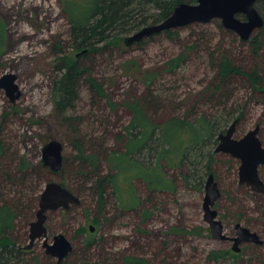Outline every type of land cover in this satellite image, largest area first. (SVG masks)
Returning <instances> with one entry per match:
<instances>
[{
  "label": "rangeland",
  "instance_id": "rangeland-1",
  "mask_svg": "<svg viewBox=\"0 0 264 264\" xmlns=\"http://www.w3.org/2000/svg\"><path fill=\"white\" fill-rule=\"evenodd\" d=\"M238 17L243 18L242 15ZM0 23L5 25L7 33L5 52L0 55V78L14 74L21 91V96L12 102L6 89L0 88V129L15 152L13 163L21 162V158L28 163L30 183L25 203L34 207L33 215L27 214L25 219L16 222L11 238L17 239L18 246L29 245L31 223L36 219L40 194L48 182L65 179L71 189L77 187L69 169V163H73L77 155L76 140L88 141V147L93 142L99 143L106 153L98 161L100 172L117 175V194H113L112 186L108 188L107 205L103 209L86 192L80 195L81 202L71 206L70 210L48 211L47 235L38 239L32 248H24L27 257H37L40 264H56L57 258L48 260L51 255L45 240L51 243L56 235L64 234L74 249L87 248L84 253L91 259L89 264H124L126 257L142 260L135 264H253L254 253L258 254L260 264H264V189L261 191L240 183L239 159L229 153L214 151L211 165L222 193L215 209L223 221L225 234L235 236L236 225L241 223L257 232L262 241L260 244L242 243L241 252H235L234 243L212 236L205 218L208 176L204 182L187 184L182 177L185 166L173 164V159L167 158L156 169L143 168L141 175L132 181L139 167L126 161L125 157L118 165L107 156L126 151L124 127L132 119L128 103L141 100L147 94L146 77L151 73L156 76L150 88L160 97L157 108L150 114L155 124L162 125L187 112H193L192 116L201 114L194 103L203 97V88L214 76L209 54L194 50L183 68L174 73L166 69V61L183 49L184 40L197 33L201 39L212 38L216 45L224 42L238 65L245 70L258 68L261 87H264V49L255 52L250 39L243 40L234 31V34H226L229 29L219 18L176 28L183 38L181 42L160 33L147 38L141 45L125 43L126 47L114 51V56L111 53L100 56L96 65L95 76L105 83L107 97L93 100L87 82L81 83L79 100L71 111L77 117L79 132H75L55 120L52 110L56 55L58 51L76 52L70 39V23L63 0H0ZM231 96H234L233 101L221 105L220 110H234L236 116L239 111L242 113L234 137L242 138L259 126L258 136L264 145L262 89L255 88L247 76L239 75ZM118 135H122V139H118ZM54 139L64 144L65 166L58 174L42 160L44 146ZM171 155L176 158L175 153ZM145 162L147 166L157 163L154 158ZM259 175L264 187V165H260ZM141 176L147 177L153 187L157 182L167 180L168 184L172 180L174 183L152 190ZM30 184L34 187L32 190ZM89 219L98 220L96 233H78L83 226L89 227ZM225 250L231 254L218 260L210 258L212 252Z\"/></svg>",
  "mask_w": 264,
  "mask_h": 264
},
{
  "label": "trees",
  "instance_id": "trees-1",
  "mask_svg": "<svg viewBox=\"0 0 264 264\" xmlns=\"http://www.w3.org/2000/svg\"><path fill=\"white\" fill-rule=\"evenodd\" d=\"M196 2L197 0H63V9L70 23V39L76 52L72 54L58 51L54 60V70L57 73L52 84L54 119L79 132L77 117H74L71 111L79 100L81 83L87 82L93 100L108 95L105 83L95 76L99 57L108 53L114 56V51L126 47L127 35L145 26L164 21L179 3ZM256 7L264 16V0H259ZM220 27L223 28L221 23ZM5 28V25L0 23V55L5 52L6 47ZM178 32V29H169L163 34L171 40L178 39L181 42L183 38ZM226 34L234 32L228 30ZM146 39L134 44L141 45ZM183 43L185 44L183 49L166 61V69L174 73L183 68L189 61L190 52L194 50L209 54L214 76L203 88L201 92L203 97L194 103L195 109L202 112L193 116V112L191 114L187 112L184 116L178 114L162 125L155 124L150 114L157 108L160 97L150 88L155 73L147 75V94L141 100L128 103L132 119L124 127L126 151L120 154H107L118 165L119 160L125 157L126 161L139 167L135 170L137 175L132 181L141 175L143 168L156 169L162 160L169 158V161L173 159V164L185 166L182 177L187 184L204 182L205 178L213 173L211 165L219 134L225 132L229 124L235 119L240 120L242 116L240 111L236 116L234 110H220L221 105L226 106L233 101L234 96H231V93L236 77L247 76L255 88L264 92V87L260 86L261 75L258 68L245 70L238 65L224 42L216 45L212 38L201 39L196 33ZM249 43L255 52L264 49V27L250 38ZM118 139H122V135H118ZM74 144L77 155L73 163H68L70 176L75 178L77 187L71 189L65 179L59 182L79 198L83 193L91 194L93 201L103 209L107 205L108 188L112 186L113 194H117L115 184L117 175H102L100 172L98 161L102 156H106V153L99 143L93 142L88 147V141L78 139ZM172 153H175L176 158L171 155ZM14 157L15 152L11 150L0 129V264H40L37 257H27L25 247L18 246L17 239L10 236L11 232L14 233L13 229L18 220L25 219L27 214H34V207L25 203L30 183L28 163L24 158L17 164L13 163ZM149 158L156 159L155 166H147L145 161ZM64 166L65 160L61 171ZM119 170H122L120 166ZM141 177L146 181L148 189L152 190L158 189L160 185L168 187L174 183L172 180L171 184H168L167 180L157 182L158 184L153 187L147 177ZM30 187L31 190L34 188L31 184ZM18 192L21 194L17 195ZM29 197H32L31 194ZM70 209L71 206L67 211ZM90 221L98 220L89 219ZM87 231L86 226L78 229V233ZM86 244L90 245V242L86 241ZM86 249V247L81 251L73 249L65 260L62 262L57 260L56 264H89L91 259L84 253ZM229 254H231L229 250L212 252L210 258L218 260ZM48 258L54 259L52 256ZM253 259V264H260L258 254L254 253ZM139 260L142 261L135 257H126L124 264H135L140 262Z\"/></svg>",
  "mask_w": 264,
  "mask_h": 264
},
{
  "label": "water",
  "instance_id": "water-1",
  "mask_svg": "<svg viewBox=\"0 0 264 264\" xmlns=\"http://www.w3.org/2000/svg\"><path fill=\"white\" fill-rule=\"evenodd\" d=\"M258 1L197 0L196 3H179L167 19L155 25L145 26L127 36L125 43L132 45L169 29L181 28L198 22L207 23L216 18L222 20L225 28L236 32L243 40H248L255 32L264 27V16L256 7ZM238 15H243V18L238 17ZM16 78L12 73L5 74L0 78V88L6 89L12 102L21 96ZM238 123L239 119H235L225 132L219 134L215 152L229 153L239 159L241 161L239 168L240 183H246L263 191L259 167L264 165V145L258 136L259 126L248 131L242 138L237 139L234 137V133ZM42 160L44 165L50 167L54 174L60 173L64 165L63 142L54 139L46 143L43 148ZM205 190V218L210 224L211 233L215 239L234 240L235 252H241L240 245L242 243L260 244L262 242L257 232L241 223L236 225L235 236L226 235L223 221L219 219V213L215 209V204L222 193L213 173L206 179ZM80 202V198L62 183L55 180L48 182L40 194L39 209L36 213V219L31 223L30 243L27 248H32L38 239L46 237L48 211L66 209L72 204H79ZM45 246L48 254L60 260L73 250L72 242L64 234L56 235L51 243L45 240Z\"/></svg>",
  "mask_w": 264,
  "mask_h": 264
},
{
  "label": "flooded vegetation",
  "instance_id": "flooded-vegetation-1",
  "mask_svg": "<svg viewBox=\"0 0 264 264\" xmlns=\"http://www.w3.org/2000/svg\"><path fill=\"white\" fill-rule=\"evenodd\" d=\"M73 205V204H72ZM71 205V206H72ZM216 205V204H215ZM70 208V207H69ZM66 209H68V208H66ZM89 222V221H88ZM91 222V221H90ZM95 224H97V222H91L90 224H89V227H88V233L89 234H94V233H96V231H97V225L95 226ZM92 228H93V230H92ZM224 240V239H223ZM226 241H229V242H232V243H234V241L233 240H231V239H225ZM248 243H245V245H247ZM35 245V244H34ZM33 245V246H34ZM234 245V244H233ZM25 248H27V247H25ZM27 249H29V248H27ZM73 249H74V247H73ZM233 250H234V246H233ZM69 255V254H68ZM67 255V256H68ZM66 256V257H67ZM53 258H57V257H54V256H52ZM66 257H64L62 260H60L59 258H57V260H58V262H62L63 260H65L66 259Z\"/></svg>",
  "mask_w": 264,
  "mask_h": 264
}]
</instances>
